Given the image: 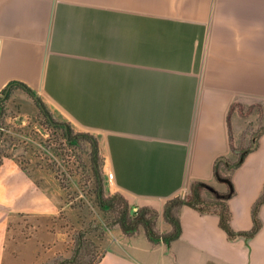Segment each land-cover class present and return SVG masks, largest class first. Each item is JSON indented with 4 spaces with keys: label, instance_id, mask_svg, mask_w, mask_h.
I'll use <instances>...</instances> for the list:
<instances>
[{
    "label": "crops",
    "instance_id": "crops-1",
    "mask_svg": "<svg viewBox=\"0 0 264 264\" xmlns=\"http://www.w3.org/2000/svg\"><path fill=\"white\" fill-rule=\"evenodd\" d=\"M17 83L57 121L98 139L110 194L155 208L163 234L169 200L195 182L228 192L217 161L235 163L256 145L231 173L228 201L233 229L254 227L264 193V0H0V93ZM17 104L38 108L19 88L6 108ZM178 215L183 231L171 245L105 226L94 238L99 264H264V204L250 239L230 240L218 215L187 205ZM7 228L1 213L0 264Z\"/></svg>",
    "mask_w": 264,
    "mask_h": 264
},
{
    "label": "rangeland",
    "instance_id": "rangeland-1",
    "mask_svg": "<svg viewBox=\"0 0 264 264\" xmlns=\"http://www.w3.org/2000/svg\"><path fill=\"white\" fill-rule=\"evenodd\" d=\"M263 119L260 112L256 135L264 130ZM78 132L71 136L77 139ZM76 139L69 142L66 128L52 124L38 108L23 111L17 104L0 118V214L8 227L7 264H70L81 232L98 247L90 246L94 252L85 258L102 254L94 238L114 214L97 202L91 144Z\"/></svg>",
    "mask_w": 264,
    "mask_h": 264
},
{
    "label": "trees",
    "instance_id": "trees-1",
    "mask_svg": "<svg viewBox=\"0 0 264 264\" xmlns=\"http://www.w3.org/2000/svg\"><path fill=\"white\" fill-rule=\"evenodd\" d=\"M19 88L24 90L35 102L40 112L54 125H60L66 128V135L69 142L76 138L71 135L75 133V129L68 123L58 122L45 103L36 95V93L28 85L23 83L12 84L0 93V118H3L6 111V103L10 99L13 90ZM261 113L264 112V107H256ZM248 112H243L246 115ZM264 133V130L260 132ZM259 133V134H260ZM258 134V135H259ZM257 135V136H258ZM78 138L89 142L92 146L91 162L92 169L96 178V194L97 202L102 211H110L114 214V219L109 223L108 227L119 226L126 236H134L141 229H144L149 241L153 245L164 243L171 245L174 241L179 239L182 235V224L178 215V209L182 206H190L197 210L200 214H214L220 217L221 227L226 231L230 240L238 238L250 239L256 236L262 227L260 219V208L264 204V193L256 203L253 210L254 227L249 231H236L231 225L232 213L228 201L236 194L235 188L232 184L231 173H233L244 161L245 156L252 150L256 149V145L247 149L240 157V159L233 163L231 161H217L216 163V177L221 182H228L230 189L226 193L219 192L214 187L195 182L191 186L190 191L185 195H179L169 200L165 205L164 216L166 220L172 225V231L166 234L159 232L157 229V220L159 212L152 206H133L128 199L121 193L117 192L108 195L104 185V158L101 154V148L98 139L88 132H78ZM78 138L76 140H78ZM222 166L229 170L230 175H226L222 171ZM210 194L212 197H208ZM137 208V210H135ZM98 247L89 242L86 234L81 232L76 238V247L73 257L70 259V264H99V259H86L88 255H92L94 251L90 249ZM86 255V256H85Z\"/></svg>",
    "mask_w": 264,
    "mask_h": 264
},
{
    "label": "built area",
    "instance_id": "built-area-1",
    "mask_svg": "<svg viewBox=\"0 0 264 264\" xmlns=\"http://www.w3.org/2000/svg\"><path fill=\"white\" fill-rule=\"evenodd\" d=\"M108 178L110 179V181H112L113 174H112V173H109V174H108ZM135 210H137V209H135Z\"/></svg>",
    "mask_w": 264,
    "mask_h": 264
}]
</instances>
